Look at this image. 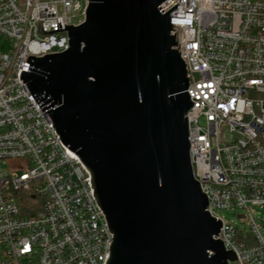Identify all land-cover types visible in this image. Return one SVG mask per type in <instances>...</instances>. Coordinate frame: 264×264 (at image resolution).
Here are the masks:
<instances>
[{"label":"built area","instance_id":"built-area-1","mask_svg":"<svg viewBox=\"0 0 264 264\" xmlns=\"http://www.w3.org/2000/svg\"><path fill=\"white\" fill-rule=\"evenodd\" d=\"M89 0H0V264H107L110 233L91 174L60 139L20 79L29 56L69 49L68 30L84 23ZM187 70V113L194 178L215 240L236 264H264V0H165ZM8 166V169L5 168ZM16 169H18L16 171ZM39 202L26 204V198ZM246 211L250 233L221 217ZM212 255V253H210ZM231 264V262H229Z\"/></svg>","mask_w":264,"mask_h":264},{"label":"water","instance_id":"water-1","mask_svg":"<svg viewBox=\"0 0 264 264\" xmlns=\"http://www.w3.org/2000/svg\"><path fill=\"white\" fill-rule=\"evenodd\" d=\"M165 0H89L69 49L29 56L20 79L91 174L110 233L107 264H229L194 178L185 62ZM212 253V255H210Z\"/></svg>","mask_w":264,"mask_h":264},{"label":"rangeland","instance_id":"rangeland-1","mask_svg":"<svg viewBox=\"0 0 264 264\" xmlns=\"http://www.w3.org/2000/svg\"><path fill=\"white\" fill-rule=\"evenodd\" d=\"M14 51L13 45L11 41H9L5 36L0 34V53L2 54H12ZM8 169V166H5ZM18 169H16L17 171ZM35 201V200H34ZM39 199H37L34 203H38ZM250 211L252 212L255 219H257L258 223L262 226L261 233L264 236V207L260 206H251ZM247 215L246 211L240 209L233 210H224L221 212V217L227 223H232L236 225L238 230L243 231L244 234L250 233V227L248 225V219L244 217ZM231 264H236L231 262Z\"/></svg>","mask_w":264,"mask_h":264},{"label":"trees","instance_id":"trees-1","mask_svg":"<svg viewBox=\"0 0 264 264\" xmlns=\"http://www.w3.org/2000/svg\"><path fill=\"white\" fill-rule=\"evenodd\" d=\"M34 200H35L34 198H32V197L29 196V197L26 198L25 201H26V204H33L35 202Z\"/></svg>","mask_w":264,"mask_h":264}]
</instances>
